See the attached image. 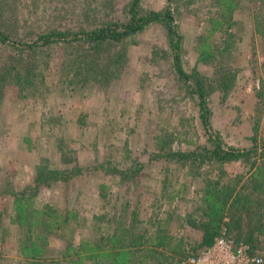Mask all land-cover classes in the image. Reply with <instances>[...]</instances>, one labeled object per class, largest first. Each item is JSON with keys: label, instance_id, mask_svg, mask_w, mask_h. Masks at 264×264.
I'll return each mask as SVG.
<instances>
[{"label": "rangeland", "instance_id": "374dc122", "mask_svg": "<svg viewBox=\"0 0 264 264\" xmlns=\"http://www.w3.org/2000/svg\"><path fill=\"white\" fill-rule=\"evenodd\" d=\"M132 1L0 0V27L15 41H30L52 29L124 22ZM138 6L141 13L170 10L182 69L201 78L206 91L208 130L188 87L193 79L187 85L174 69L164 23L94 54L87 43L29 52L0 43V75L4 67L19 69L0 81V264H28L37 252L26 247L36 243L45 264H112L95 254L113 235L127 237L130 264H182L199 244L201 231L187 220L203 213L206 193L228 185L248 192L260 182L249 174L264 167V40L255 30L259 12L264 26V0ZM117 56L123 60L116 77L90 79ZM211 135L223 148L256 151L224 163L176 158L211 148ZM39 172L51 180L37 186ZM23 191H34L28 202L18 199ZM254 202L230 208L240 218L219 233L240 236L264 261V198ZM44 204L60 214L47 243L37 236L35 216ZM223 222L231 223L229 215ZM249 231L253 238L245 242ZM160 235L170 237L173 251L155 244Z\"/></svg>", "mask_w": 264, "mask_h": 264}, {"label": "trees", "instance_id": "16d2710c", "mask_svg": "<svg viewBox=\"0 0 264 264\" xmlns=\"http://www.w3.org/2000/svg\"><path fill=\"white\" fill-rule=\"evenodd\" d=\"M225 3V0H221ZM224 5V4H220ZM262 15L260 12L258 13L255 22V30L257 34L264 40V26L262 25ZM172 16L169 9H165L163 11H148L141 13L138 0H133L131 2V7L129 10V16L126 21L124 22H109L107 24H102L100 26L94 28H80V29H52L49 31H45L40 33L36 39L30 41H15L9 38L8 34L5 33L0 27V43L1 44H12L15 48L25 50V51H34L43 47H51L52 44H58L61 47H69V46H76L81 43H87L88 48L87 50L94 54L98 53L102 48H106L115 43H120L126 40L128 37L134 35L138 31H141L145 27L153 23H164L167 25V32L169 35V43L171 49V56L173 58V66L176 70L178 76L187 84L189 79H193L195 83V87L193 88L191 85H188L190 91L197 95L199 99V107L201 109V118L204 127L208 130V107L206 104V91L204 85L202 84L201 78H195L194 76H190L186 74L185 71L182 69L181 64V45H180V36L177 34L175 28L173 27L172 23ZM224 25V22H223ZM228 25V24H227ZM91 55V54H89ZM120 56L113 57L112 63L109 62L107 64H103L101 69H98V72L92 76L90 79L92 81H109V78L116 77L117 69L121 65V61L123 59L119 58ZM89 65V64H88ZM91 66L87 67V71L90 69ZM2 74L0 75V81L5 83V78L7 74L13 71H19L17 67L9 66L4 67ZM18 78L20 75H17ZM30 78L26 77V83L30 84ZM225 83L224 81H217L215 82L217 85L220 83ZM86 83V82H85ZM211 148L200 146V148L196 151H186V152H179L176 153V158L180 161H187L191 160L198 155L202 157H206L210 161H217L224 163L225 161H231L235 159H244L249 157L256 151V147L244 148V149H237L235 147H226L223 148L221 146L220 140L218 137H214L211 135ZM264 145V142H263ZM45 168V167H44ZM53 175H57L58 171L52 169L50 171ZM249 178L251 181H257L260 179V182L248 192L238 193L235 190V186H223L221 190H210L206 193V200L204 201L203 205V213L198 216L197 218H189L188 224L201 231V237L199 244L196 249L191 251V255H196L198 252L205 247L211 245L213 243L214 237L219 233V229L221 225L224 223L227 225L228 232L232 227V224L237 222L240 218L239 215H236L237 212H230V208L236 209L237 211L242 206H247L249 204H254L255 199L264 198V167L260 168L257 172L255 171L254 174H249ZM49 178V179H48ZM53 179H56L54 177ZM47 180H51L48 176H41L39 172L36 182L37 186L38 183L41 182H48ZM245 187V185H243ZM242 187V188H243ZM34 191H31L30 194H27L25 191L20 192L18 195V199L20 202L30 200L31 196L34 195ZM232 197V201L230 205H228L229 199ZM32 199V198H31ZM242 202V206L239 203ZM247 208V207H246ZM36 218H38V233L37 236L43 240V242H48L49 235L53 233L54 227L58 226V222L60 220V214L57 213V210L50 204H44L40 210L35 211ZM132 218L136 216V209L131 212ZM262 213L257 214V216H261ZM225 215H229L231 223L223 222ZM235 225V224H234ZM131 226V225H130ZM117 231V230H116ZM119 233H124L123 228H119ZM122 236V234L120 235ZM142 235H138L140 239V243H143ZM245 237V242H250L253 238L252 231L248 232ZM170 238L169 236H157L154 237L155 244L159 245L158 247L165 246L168 251H173L172 249L168 248L170 241L166 239ZM109 240V247L102 248L98 250L95 256H102L101 258H109L112 264H130L131 261L130 254L131 251L129 250L127 242V237L125 238H118L116 235L110 236ZM240 236L235 237V241L238 242ZM250 240V241H249ZM157 241V242H156ZM42 242V241H41ZM42 242V243H43ZM132 243V241H131ZM152 243V241H151ZM44 244V243H43ZM33 247H26L27 249H31L33 252H37L32 260H29L28 264H45V261H39L38 259L41 257L42 251L40 250V246L38 243L36 245L32 244ZM154 247V246H151ZM155 248V247H154ZM252 248L254 246L252 245ZM104 250V251H102ZM175 251V250H174ZM189 254V255H190ZM186 256V255H185Z\"/></svg>", "mask_w": 264, "mask_h": 264}, {"label": "built area", "instance_id": "2783aa9c", "mask_svg": "<svg viewBox=\"0 0 264 264\" xmlns=\"http://www.w3.org/2000/svg\"><path fill=\"white\" fill-rule=\"evenodd\" d=\"M249 246L236 242L222 230L214 237L213 243L189 255L182 264H264L258 255H252Z\"/></svg>", "mask_w": 264, "mask_h": 264}]
</instances>
